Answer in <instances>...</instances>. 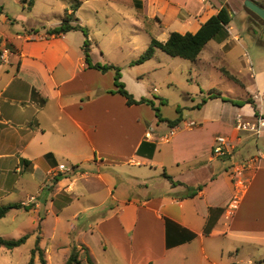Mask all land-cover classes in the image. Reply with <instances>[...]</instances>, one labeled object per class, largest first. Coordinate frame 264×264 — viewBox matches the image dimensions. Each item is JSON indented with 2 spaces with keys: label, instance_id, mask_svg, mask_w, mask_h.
Segmentation results:
<instances>
[{
  "label": "crops",
  "instance_id": "obj_1",
  "mask_svg": "<svg viewBox=\"0 0 264 264\" xmlns=\"http://www.w3.org/2000/svg\"><path fill=\"white\" fill-rule=\"evenodd\" d=\"M72 1L76 10L67 13L87 31L89 63L120 68L121 82L136 100L152 99L126 79L121 64L125 37L134 42L144 20L161 16L157 41L165 42L171 32L195 33L218 11L202 18V0H120L135 10L128 25L108 14L104 25H90L99 10L88 7V20L80 10L94 0ZM122 19L127 20L125 13ZM170 21L183 25L169 28ZM15 22L1 9L0 51L10 52L0 62V206L37 199L29 210L12 209L0 222L26 229L29 237L23 245L32 240L34 247L38 239L49 264L57 259L65 263L73 246L93 264H108L112 255L117 264H252L250 259L231 260L237 256L231 249L264 243V160L249 174L236 207L228 212L236 191L232 168L258 153L264 158L253 135L235 127L237 116H257L250 104L242 111L222 98L206 99L196 111H181L180 123L194 121L197 126L164 141L172 129L165 120L178 114L160 121L148 105L127 106L114 93L113 71L88 66L82 32L49 36L47 30L59 25L38 29ZM29 33L33 39L25 38ZM229 41L215 43L224 48ZM143 50H137L129 68ZM253 79L264 98V73ZM157 103L164 106L160 99ZM219 136L232 147L225 154L233 157L230 165L212 155ZM61 164L76 172L52 180L48 173ZM20 215H25L21 223ZM224 255L229 260L223 261Z\"/></svg>",
  "mask_w": 264,
  "mask_h": 264
},
{
  "label": "rangeland",
  "instance_id": "obj_2",
  "mask_svg": "<svg viewBox=\"0 0 264 264\" xmlns=\"http://www.w3.org/2000/svg\"><path fill=\"white\" fill-rule=\"evenodd\" d=\"M29 1L30 3H28ZM202 1L206 5L205 10L201 13L202 18L210 16L221 6L225 7L231 14V22L227 26L228 31L231 30L229 43L223 48L215 42H209L203 50L200 60L196 63L171 58L165 53L157 51L150 60L129 68L128 63L133 60L137 50L143 48L142 52H144L151 39L158 40L162 35L158 29V25H163L161 16H156L150 21L144 20V29L137 32L134 42H129L130 38L126 36L122 45L125 61H122L121 64L127 71L126 79L136 82L135 87L138 92L151 96V101L159 109L161 118L162 116L167 118L175 116L176 108H180L182 114L187 115L203 107L202 102L208 99L206 93L210 89L221 93L222 99L232 102L242 111L246 109L247 104H250L246 100L252 99L253 105L250 104V106L254 113L257 116L260 114L264 116V98L258 95L256 82L253 79L255 74L264 73V25L254 24L255 19L249 15V11L243 4L245 0ZM255 1L264 3V0ZM91 6H95L99 10V15L98 20L89 23L90 25H104V18L107 14L114 21L126 22L128 25L129 16L131 12L135 11L120 0H94L81 8L80 15L85 18L84 20H88V7ZM0 7L10 20L16 19L15 25H34L38 29H40L39 25H59L65 12L70 9L76 10L72 0H26L24 3L21 0H0ZM118 9L122 11L120 14L116 12ZM123 12L126 14V21L122 19L124 17ZM166 25L172 28L174 25H183V23L170 21ZM118 35L122 37L123 33ZM232 37L237 41L234 38L231 40ZM221 69L233 75L239 83L225 77L220 71ZM153 88L158 89L159 92L153 93ZM253 95H256V98H252ZM159 99L163 100L164 106L158 105ZM153 113L155 115L154 111ZM247 118H253V115ZM255 142L257 148L263 153L264 134L259 137L253 136V144ZM253 151L256 152L254 145ZM231 162H233V157L225 160L226 165H230ZM17 219L21 223L25 219V215H20ZM13 228L6 222H0V238L5 240L16 239L24 236L27 232L26 229ZM52 241L55 244L63 242V239H52ZM33 248L32 240L12 250L0 248V264H27L30 259V250ZM236 248L231 249L232 253L237 255L231 257V260L236 262L240 259H245V261L250 259L252 264H264L263 242L255 241L252 245L242 244ZM79 253V264H87L86 255L81 250ZM43 258L46 260L44 256ZM222 259L227 261L229 257L224 255ZM99 262V264H105L104 261L100 260ZM35 264H40L39 258ZM50 264L65 263L63 260L57 259ZM108 264H117L113 255L111 259H108Z\"/></svg>",
  "mask_w": 264,
  "mask_h": 264
},
{
  "label": "trees",
  "instance_id": "obj_3",
  "mask_svg": "<svg viewBox=\"0 0 264 264\" xmlns=\"http://www.w3.org/2000/svg\"><path fill=\"white\" fill-rule=\"evenodd\" d=\"M1 9L2 8L0 7V13H1ZM77 21L78 19H72L71 15L65 12L64 17L62 18L59 26L47 30L46 34L49 36L51 35L58 36V35L66 34L71 31L82 32V34L85 37L83 43V51L88 66L102 73H105L107 71H113L114 86L116 88L114 93L121 95L125 99L127 106L142 105V104L148 105L155 112L156 118H158L160 121H164L159 116V109L154 106L151 100L146 99L144 97L136 100L133 98L131 94L128 93V91L125 89L124 84L121 82L120 68L112 65L101 66V65H91L89 63V42L87 41V31L85 30V28H82ZM230 22H231V18L229 12L226 10L225 7H221L216 14L210 16L203 24H201V26L195 33L187 32L185 34H180L177 32H171L165 42H159L155 39H151L146 50L136 60L132 61L131 64L140 65L150 60L153 57L154 51L156 49L162 51L171 58H178L193 63L197 60L198 55L200 54V52L208 42L214 41L218 44H221L226 40H228L229 33L227 30V26L229 25ZM220 71L228 79L235 81L236 83H239V81L227 71L223 69H221ZM207 98L208 99L221 98V95L219 92H216L215 90H210L207 94ZM160 102L161 104H163V100L160 99ZM204 102L205 101H203L202 103ZM246 102L253 105L252 100L247 99ZM176 113L178 114V116L175 119L167 120V121L165 120L167 125L171 128L178 125L181 121V115H180L181 110L179 108L176 109ZM254 114L257 115L256 113ZM165 178L171 181V178L169 176L165 175ZM171 183L172 185L176 184L173 181H171ZM12 209H16V210L24 209L25 211L29 210L28 206H24L21 204L2 205L0 206V219L4 218L6 214ZM28 237L29 235H24L18 239H10V240H5L0 238V248H4L6 250H12L14 248L20 247L26 242ZM36 255L39 258L40 264H46L43 258L42 251L38 246V239H36L34 248L30 251V259L27 264H34V258ZM79 255L80 253L79 251H77L76 247H72L65 264H79L80 263ZM86 263L93 264L88 256L86 257Z\"/></svg>",
  "mask_w": 264,
  "mask_h": 264
},
{
  "label": "built area",
  "instance_id": "obj_4",
  "mask_svg": "<svg viewBox=\"0 0 264 264\" xmlns=\"http://www.w3.org/2000/svg\"><path fill=\"white\" fill-rule=\"evenodd\" d=\"M26 39H33L34 34L29 33L25 36ZM9 49L3 48L0 51V62H5L7 59V55L9 54ZM235 127L241 132L249 133L253 136L259 137L264 134V116H253L252 120H245L241 116H237L235 120ZM197 126L194 121H184L173 127L169 130L168 134H166L161 139L164 141L169 140L176 132L183 130H192ZM146 136H149V133H146ZM232 147L230 146V142L226 137L219 136L215 138L214 146L212 149V155L215 157L224 156L227 152L230 151ZM264 160L263 156L258 153L256 156H253L241 163L234 165L232 168V183L235 188V195L233 196L230 204L228 205V212L233 210L241 196L243 190H245L248 182H249V174L256 170L260 164V162ZM76 172L74 167H69L66 165H58L55 169H52L48 176L53 180L60 175H66ZM36 197L31 196L28 200L23 203L24 206H29V204L34 203L36 201Z\"/></svg>",
  "mask_w": 264,
  "mask_h": 264
},
{
  "label": "water",
  "instance_id": "obj_5",
  "mask_svg": "<svg viewBox=\"0 0 264 264\" xmlns=\"http://www.w3.org/2000/svg\"><path fill=\"white\" fill-rule=\"evenodd\" d=\"M244 6L250 11L264 17V12L257 5H255L251 0H245ZM230 17H231V14H230ZM228 158H229L228 155L218 157V159H222V160H226Z\"/></svg>",
  "mask_w": 264,
  "mask_h": 264
},
{
  "label": "flooded vegetation",
  "instance_id": "obj_6",
  "mask_svg": "<svg viewBox=\"0 0 264 264\" xmlns=\"http://www.w3.org/2000/svg\"><path fill=\"white\" fill-rule=\"evenodd\" d=\"M255 5H257L263 12H264V3L262 2H258L255 0H251ZM244 4V3H243ZM246 8V7H245ZM247 9V8H246ZM249 11V15L255 19L254 24L255 25H264V17L250 11L249 9H247Z\"/></svg>",
  "mask_w": 264,
  "mask_h": 264
}]
</instances>
